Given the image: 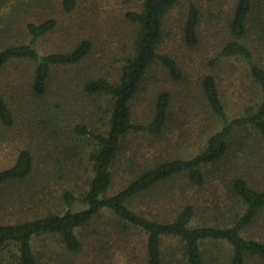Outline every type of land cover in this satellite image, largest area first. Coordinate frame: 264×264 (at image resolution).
<instances>
[{
	"label": "rangeland",
	"instance_id": "obj_1",
	"mask_svg": "<svg viewBox=\"0 0 264 264\" xmlns=\"http://www.w3.org/2000/svg\"><path fill=\"white\" fill-rule=\"evenodd\" d=\"M194 1L202 14L199 43L189 47L182 41L180 26L187 1L180 0L167 16L160 46L162 53L176 58L183 72L182 79L171 81L160 67L154 66L133 100L135 121H142L150 117L154 96L161 90L168 91L171 103L164 135L162 138L130 136L119 162L111 170L113 183L108 192L110 195L123 187L138 169L154 160L184 156L188 150L198 147L197 142L206 130L199 99V80L202 76L210 74L215 77L230 115L247 102L257 100L258 87L247 75L246 63L238 58L219 56L220 47L228 38L226 24L231 0ZM260 5L261 13L255 15V18L259 17V22L252 24L247 42L257 56V62L264 66V0H260ZM140 7L141 0H78L76 9L65 14L60 8V0H0V50L27 43L30 36L25 26L47 18H55L58 24L34 42L33 47L38 53L65 52L83 39L92 42L90 56L82 63L52 69L47 82L48 90L41 98H35L31 93L30 62L14 61L0 71V94L6 99L15 119L12 128L0 125V170L13 164L21 149L32 152L35 168L27 182L16 185L14 189L9 188L10 191L37 200V203L54 204L63 190H73L75 186V190L84 189L90 147L83 143V146L79 145L72 128L76 123L101 128L102 118L91 113L96 97L85 98L81 82L101 75L109 76L111 70L119 66L122 56L131 48L135 32V26L127 23L124 15ZM48 131L49 136L46 135ZM59 136L58 142L64 146H57L56 140L54 147L52 141ZM251 140L242 145L244 147L236 148L239 155L247 148L251 149V153L241 154L239 159L231 158L228 166L245 170L250 183L264 190V150ZM248 143H252L254 148ZM243 155L250 156L245 158ZM216 170L222 173V170ZM75 173L78 177L72 175ZM220 178L217 173L211 172L201 188L192 187L181 176L168 179L135 198L131 205L141 213L150 214L151 218L169 221L184 205L191 203L196 209L194 226L222 224L238 208L229 198ZM241 235L264 242V213ZM78 237L82 248L74 255H62L59 249L53 248L55 240L51 237L37 239L34 248L42 253L40 263L144 264V235L137 230L125 229L107 211L100 212L90 225L81 229ZM200 248L205 264H228L231 249L227 243L207 240L201 243ZM163 251L167 264L183 263L180 245L174 239L163 240ZM6 257L0 263L9 264L5 261ZM246 264L263 263L248 257Z\"/></svg>",
	"mask_w": 264,
	"mask_h": 264
},
{
	"label": "trees",
	"instance_id": "obj_2",
	"mask_svg": "<svg viewBox=\"0 0 264 264\" xmlns=\"http://www.w3.org/2000/svg\"><path fill=\"white\" fill-rule=\"evenodd\" d=\"M179 1L141 0L140 9L127 11L125 21L135 26L129 52L122 56L119 66L111 70V75L81 82L84 97H96L91 113L102 118L101 128H89V124L82 123H76L72 128L79 145L90 147L87 157L89 168L85 170L87 177L82 191L75 190L76 186L73 190L65 189L54 204L37 203V200L10 191L16 185L27 182L34 174L33 154L27 149L19 150L14 163L0 170V260L7 256L5 261L9 264H41L42 253L36 251L34 245L42 237L54 239L55 246L52 247L59 249L62 255L77 254L82 248L78 232L90 225L100 212L107 211L125 229L137 230L144 235V264H167L163 251V240L166 238L179 243L182 264H205L200 245L207 240L229 245L228 264H246L248 257L264 264V242L241 235L264 213V190L250 183L245 170L228 166L231 158L239 159L241 154L251 153L250 148L240 155L236 151V148L244 147L242 145L250 138L252 143H257L264 150V66L257 62V56L247 42L252 24L259 22V17L255 18V15L261 13L260 0H231L226 24L228 38L219 51L220 57L238 58L246 63L247 75L258 87L257 100L247 102L230 115L215 77L210 74L202 76L199 80V99L206 130L197 142L198 147L188 150L184 156L154 160L138 169L116 193H108L113 183L111 170L119 162L130 136L162 138L168 125L171 103L168 91L161 90L154 96L150 117L145 120L135 121L132 105L144 78L154 66L160 67L171 81L182 79L183 72L176 58L162 53L160 48L167 16ZM186 1L180 34L183 43L193 47L199 43L202 14L194 0ZM77 5L78 0H60V8L65 14L73 12ZM57 24L55 18L30 22L25 26L30 36L27 43L0 50V71L14 61L24 60L32 64L30 85L35 98H41L47 92L53 68L78 65L90 56L92 50L91 40L83 39L65 52L38 53L33 47L34 42L54 30ZM14 124L13 113L0 94V125L12 128ZM58 139L60 136L55 137L52 145L56 147L57 140V146H64ZM252 143L247 145L253 147ZM243 156L247 158L250 155ZM213 171L221 177L222 186L238 208L232 216L223 220L225 223L194 226L196 209L191 203L184 205L169 221L151 218L150 214L141 213L131 205L145 192L180 176L192 187L201 188ZM72 175L78 177L77 173Z\"/></svg>",
	"mask_w": 264,
	"mask_h": 264
}]
</instances>
